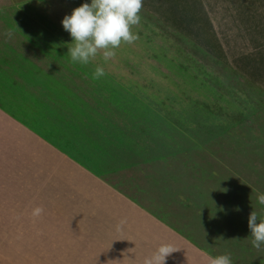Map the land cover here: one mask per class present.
I'll return each instance as SVG.
<instances>
[{
    "label": "rangeland",
    "instance_id": "1",
    "mask_svg": "<svg viewBox=\"0 0 264 264\" xmlns=\"http://www.w3.org/2000/svg\"><path fill=\"white\" fill-rule=\"evenodd\" d=\"M50 2L59 7L43 14L61 20L91 0ZM139 15L132 27L139 39L122 42L107 62L101 52L73 63L71 83L67 74L58 84L60 101L102 102L93 112L127 144L115 171L99 165L103 177L92 182L105 183L122 213L135 209L216 256L229 254L232 264H264V243L253 246L248 226L253 210L264 219V0H143ZM97 66L105 75L93 79ZM109 102L134 105L119 111ZM108 153L100 164H111ZM90 205L83 212L96 213ZM43 214L70 235L82 225L62 203ZM61 238L52 241H68Z\"/></svg>",
    "mask_w": 264,
    "mask_h": 264
},
{
    "label": "crops",
    "instance_id": "2",
    "mask_svg": "<svg viewBox=\"0 0 264 264\" xmlns=\"http://www.w3.org/2000/svg\"><path fill=\"white\" fill-rule=\"evenodd\" d=\"M50 1L0 0V264H143L162 243L178 249L165 264H207L216 255L196 240L143 220L135 209L120 212L105 183L92 182L103 177L99 165L112 170L115 154L127 144H120L115 127L93 112L102 102L59 100L58 84L66 83L67 74L71 83L75 66L63 19L43 14L59 7ZM109 103L119 111L134 105ZM107 151L111 164H100ZM54 202L82 224L71 235L43 216ZM91 202L97 203L96 213L83 212ZM37 206L44 211L33 217ZM118 217L126 221L120 231ZM89 218L97 225L90 226ZM55 236L68 241L58 244ZM74 236L81 237L79 244Z\"/></svg>",
    "mask_w": 264,
    "mask_h": 264
},
{
    "label": "clouds",
    "instance_id": "3",
    "mask_svg": "<svg viewBox=\"0 0 264 264\" xmlns=\"http://www.w3.org/2000/svg\"><path fill=\"white\" fill-rule=\"evenodd\" d=\"M142 6L143 0H91L90 4L85 2L74 8L71 15H65L62 20L63 28L72 37V42L68 44L71 61L86 65L102 52L103 60L107 62L116 56L115 49L122 42L134 43L139 37L132 27L140 23ZM104 75V68L97 66L93 79ZM258 201L264 205V194L258 195ZM43 211L42 206H37L32 210V216L39 217ZM257 221L258 215L253 210L248 226L253 237L252 244L259 249L264 243V219ZM125 222L122 219L117 224V231ZM177 250L171 243H162L152 255L144 258L143 264H165L167 257ZM207 264H232V260L229 254H222L209 257Z\"/></svg>",
    "mask_w": 264,
    "mask_h": 264
}]
</instances>
